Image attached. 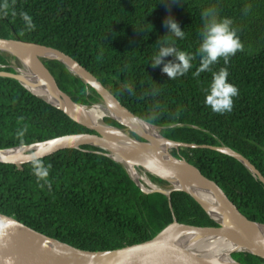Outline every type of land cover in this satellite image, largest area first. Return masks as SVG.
<instances>
[{
	"label": "trees",
	"instance_id": "1",
	"mask_svg": "<svg viewBox=\"0 0 264 264\" xmlns=\"http://www.w3.org/2000/svg\"><path fill=\"white\" fill-rule=\"evenodd\" d=\"M0 38L63 52L164 138L226 146L264 178V0H0ZM43 63L73 102L100 101L61 63ZM0 71L13 72L3 54ZM85 132L91 131L0 76V149ZM103 152L81 145L21 165L0 163V214L86 251L149 240L173 217L217 226L184 192H171L170 202L142 192ZM170 153L215 182L248 220L264 224V185L235 158L208 148ZM231 258L264 263L246 252Z\"/></svg>",
	"mask_w": 264,
	"mask_h": 264
},
{
	"label": "water",
	"instance_id": "2",
	"mask_svg": "<svg viewBox=\"0 0 264 264\" xmlns=\"http://www.w3.org/2000/svg\"><path fill=\"white\" fill-rule=\"evenodd\" d=\"M0 54L15 57L20 62L21 68V61L24 60L28 64L29 68H31L34 76L38 80V84L41 86L39 92L46 90V93L53 99H50L46 94H35L31 88L27 86L29 82H27L26 85L22 81V76L19 71L21 68L13 69L11 67L13 69L12 73L0 71V76L16 80L32 95L61 110L71 120L91 131L59 136L42 142L32 143L30 145L0 149L1 153L17 149L22 150L19 155L12 157L1 156L0 163L21 165L44 158L64 149H78L81 145L96 147L104 151L103 155L122 165L130 179L142 192H158L165 195L168 202H170L169 197L171 192H184L197 202L209 218L217 224L216 227L191 226L179 223L173 217L171 223L163 227L149 240L113 250L86 251L43 235L19 223L12 217L0 214V264H209L207 260L196 256L193 254V251L186 250V248L180 246L176 241L179 237L194 238L195 236L204 238L211 236L215 238L220 237L225 241L229 240L230 243H235L237 247H233V249L229 252V257L235 264L240 263L231 258V253L234 252H246L256 255L264 260V237L250 233L245 225L247 223L264 227V224L250 221L243 216L238 211L237 207L228 199L221 188L215 182L204 177L196 167L189 164L182 157L173 156L170 152L168 155L176 163L169 164L156 160L146 149V146L149 144V140L146 137L140 135L136 131L130 129V127L125 126L112 117L107 116L115 121L119 125L118 127L105 123L104 118L102 119L101 127H98L74 118L69 111L54 103V100L57 102L59 98H62L71 104L78 105L80 107L85 106L73 102L69 96L57 87L52 75L45 67L43 59L58 61L65 66L71 74L77 76L85 84L90 86L100 99L101 104H99V106L108 104L111 98L125 112L132 117L139 119L123 107L111 95L107 88H105L90 72L83 68L74 59L51 47L23 40L2 38H0ZM139 120L146 123L141 119ZM146 124L158 129L155 125L149 123ZM107 128L116 129L121 134L118 135L119 137H113ZM126 131L134 134L137 138L132 137ZM156 132L161 140L169 145L171 149H177L179 147L208 148L210 150L231 156L240 162L255 179L259 180L264 185V178L259 171L247 159L226 146L179 143L164 138L157 130ZM141 161L145 163L152 162L159 170L175 179L185 181L195 179L200 182L201 185L214 197L226 221L223 222L213 218L209 214L204 201L199 199L196 195L184 189L173 187L168 180L155 174L153 175H155V177L157 176L156 178L166 181L170 184V187L164 188L153 186V188L150 187L151 189L149 191L143 189V186H141L137 179H134L131 176L130 170L125 165V163L132 164L131 169L135 171L133 168L135 166H141L144 168L143 164L140 163ZM27 233L34 234L35 236L41 238L46 243L55 247L54 249L59 251L61 250L62 254L52 255L47 254L44 251L41 252L37 250L27 239ZM72 256L75 258L71 259Z\"/></svg>",
	"mask_w": 264,
	"mask_h": 264
},
{
	"label": "bare ground",
	"instance_id": "3",
	"mask_svg": "<svg viewBox=\"0 0 264 264\" xmlns=\"http://www.w3.org/2000/svg\"><path fill=\"white\" fill-rule=\"evenodd\" d=\"M37 54V53H36ZM42 54V53H38ZM22 68L19 70L20 75L22 76V81L27 85V82L31 88V90L35 93L46 94V90L39 92L41 86L38 84L37 78L34 76L31 68H29L28 64L22 60L21 61ZM45 95V96H46ZM50 99H53L48 95ZM55 104L58 106L65 108L70 114L83 122H88L90 124L101 127L102 119L104 116L112 117L113 119L121 122L130 129L136 131L140 135L146 137L149 140V144L146 146L148 152L152 154V156L161 162H166L169 164L176 163L174 160L170 158L169 153V145H167L161 138L158 136L156 129L139 119H136L125 112L122 108H120L113 99L110 98L108 104L105 105H95L90 109L80 107L78 105L71 104L70 102L65 101L62 98H59ZM107 130L111 133L113 137H119L121 134L118 130L107 128ZM22 150H12L9 152H0V157H12L15 155H19ZM143 164L146 171L155 174L163 179L168 180L173 187L184 189L204 201L206 208L209 214L219 221H226L223 217V213L220 210L217 202L214 197L195 179H191L188 181L178 180L173 178L172 176L166 174L165 172L159 170L152 162H140ZM127 168L130 170V174L134 179H138L139 176L137 172L131 169L132 164L125 163ZM140 178L146 183L148 186L153 188V184L145 177L140 175ZM146 189V188H145ZM250 233L255 234L260 237H264V227L257 226L253 224H245ZM27 239L31 242V244L39 251H44L47 254L58 255L62 254V251L54 249L55 247L43 241L41 238L35 236L34 234L27 233ZM180 246L186 248V250L193 251V254L199 256L205 260L209 264H235L229 257V252L233 249V247H237L235 243H230L229 240L225 241L224 239L218 237H179L177 240ZM75 257H71V259Z\"/></svg>",
	"mask_w": 264,
	"mask_h": 264
},
{
	"label": "rangeland",
	"instance_id": "4",
	"mask_svg": "<svg viewBox=\"0 0 264 264\" xmlns=\"http://www.w3.org/2000/svg\"><path fill=\"white\" fill-rule=\"evenodd\" d=\"M6 57H8V63H9V66L10 67H12L13 69H20L21 68V66H20V62L15 58V57H13V56H11V55H5ZM44 60V59H43ZM17 73H18V71H17ZM99 104H101V102L100 101H98L97 103H93V104H91V105H87V106H83L84 108H88V109H90L91 107H93V106H95V105H99ZM103 118H108L107 116H104ZM156 130H158V129H156ZM126 132H128L129 133V131H126ZM170 149L171 148H169V152H170ZM134 168V170L137 172V174H138V176H139V178L137 179V181L141 184V186H143V189H145L146 188V190H150L151 188H150V186H148L146 183H144V181L140 178V175H141V177L142 176H145L150 182H151V184H153L155 187H161V186H159L157 183H155V182H152L151 181V179H150V177H149V175L150 176H153V177H155V175H153V174H151V173H149V172H147L144 168H142L141 166H139V167H137V166H135V167H133ZM134 171V172H135ZM157 177V176H156ZM155 177V178H156ZM169 186L168 187H170V184H168ZM167 188V187H166Z\"/></svg>",
	"mask_w": 264,
	"mask_h": 264
}]
</instances>
